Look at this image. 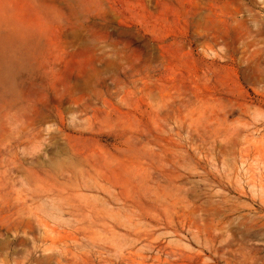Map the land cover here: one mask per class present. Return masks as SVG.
<instances>
[{"label":"rangeland","instance_id":"obj_1","mask_svg":"<svg viewBox=\"0 0 264 264\" xmlns=\"http://www.w3.org/2000/svg\"><path fill=\"white\" fill-rule=\"evenodd\" d=\"M0 112V264H264V0H0Z\"/></svg>","mask_w":264,"mask_h":264},{"label":"bare ground","instance_id":"obj_2","mask_svg":"<svg viewBox=\"0 0 264 264\" xmlns=\"http://www.w3.org/2000/svg\"><path fill=\"white\" fill-rule=\"evenodd\" d=\"M3 101V100H2ZM3 111V110H2ZM1 114H2V112H0ZM23 126V125H22ZM13 128V127H12ZM25 131V130H24ZM19 133V132H18ZM6 136V135H5ZM262 136H264V135H262ZM3 138V137H2ZM261 140H263V138H261ZM261 140H259V142H261ZM251 141V140H250ZM221 142V141H220ZM258 142V141H257ZM257 142H255V143H257ZM263 142H264V140H263ZM251 144V143H250ZM257 145V144H256ZM256 145H254L255 146V148H257V146ZM260 144H258V147H260V146H262L263 147V145L264 144H262V145H260ZM195 147V146H194ZM249 147V150H250V146H248ZM244 149V148H243ZM252 149H253V147H252ZM259 149V148H258ZM254 150V149H253ZM253 150H252V152H253ZM257 150V149H256ZM262 152H264V148H262ZM14 151V150H13ZM255 152V151H254ZM257 152V151H256ZM259 152V151H258ZM247 153V152H246ZM250 153V152H249ZM168 154V153H167ZM254 154V153H253ZM256 154H258V153H256ZM247 155V154H246ZM210 157H212V156H210ZM249 158H250V154H249ZM252 158H256V157H252ZM263 158H264V156H263ZM3 160V159H2ZM229 160V159H228ZM240 160V159H239ZM242 160V159H241ZM256 160H258L257 158H256ZM249 161H250V159H249ZM241 162V161H240ZM259 162V161H258ZM245 164V163H244ZM256 164H257V162H256ZM258 166H260V164L258 165ZM262 166H264V165H262L261 164V166L260 167H262ZM263 168V167H262ZM257 172V171H256ZM260 172V171H259ZM263 172H264V170H263ZM261 173V172H260ZM250 174V173H249ZM261 175V174H260ZM263 175V174H262ZM12 177V176H11ZM227 181V180H226ZM16 182V181H15ZM254 185V184H253ZM260 187V186H259ZM17 198V197H16ZM154 264V263H153Z\"/></svg>","mask_w":264,"mask_h":264}]
</instances>
